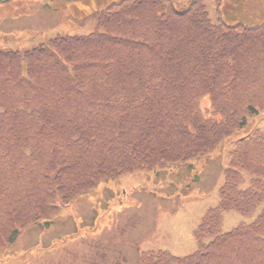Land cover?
<instances>
[{"label":"trees","instance_id":"1","mask_svg":"<svg viewBox=\"0 0 264 264\" xmlns=\"http://www.w3.org/2000/svg\"><path fill=\"white\" fill-rule=\"evenodd\" d=\"M78 23L94 29L0 49V257L101 183L192 167L264 111V22L214 21L204 0H118ZM230 210L254 219L225 232ZM195 238L188 256L144 252L140 264H264L259 129L235 140Z\"/></svg>","mask_w":264,"mask_h":264},{"label":"rangeland","instance_id":"2","mask_svg":"<svg viewBox=\"0 0 264 264\" xmlns=\"http://www.w3.org/2000/svg\"><path fill=\"white\" fill-rule=\"evenodd\" d=\"M50 1L0 4V49L33 48L58 34H88L94 23L80 25L73 19L117 0H82L64 6L58 0L54 4ZM204 2L214 21L221 18L227 24L246 25L264 22V0ZM203 100L207 106L208 98ZM254 119L255 128L264 133V118ZM245 133L240 131L218 150L192 160V167L137 170L102 183L94 192L63 207L50 227L26 230L0 258V264H139L141 252L150 249H166L177 256L193 253L197 249L193 232L205 211L218 205L229 153L235 140ZM252 219L227 211L223 228L229 231Z\"/></svg>","mask_w":264,"mask_h":264}]
</instances>
